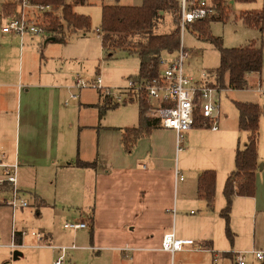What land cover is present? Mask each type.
Wrapping results in <instances>:
<instances>
[{"label": "crops", "instance_id": "0c3cea01", "mask_svg": "<svg viewBox=\"0 0 264 264\" xmlns=\"http://www.w3.org/2000/svg\"><path fill=\"white\" fill-rule=\"evenodd\" d=\"M5 3L0 4V152L7 162H21L17 187L29 206L10 210L9 235L4 237L9 242L3 243L12 250L13 240L25 247L17 249L21 252L17 259L5 258L4 264H54L63 246L69 247L63 264H237V252L264 246V204L257 189L255 196L234 199L233 241L220 215L226 203L225 182L235 169V147L208 166L196 160L188 164L189 149H184L188 175L177 182L175 169L181 168V159L175 131L155 128L126 152L123 130L139 125V113L132 120L108 123L105 111L139 105L138 101L117 104L100 90L80 87L77 80L95 78L86 79L78 57L64 47H50L60 42L41 46L35 43L36 36L22 38L3 32ZM96 31L102 39V30ZM80 33L74 36L86 37ZM96 75L109 87L101 72ZM247 81L245 89L255 95L240 99L264 107V66L261 73L248 74ZM203 126L202 121L196 123L188 136ZM220 129L219 125L218 130H210L216 133ZM166 137L169 139L164 140ZM230 146L228 142L224 147ZM263 156L264 115L260 118L258 162ZM78 160L96 162V166L80 167ZM207 169L217 171L212 207L198 197V177ZM7 195L8 191L0 192V199ZM0 206L8 207L2 201ZM67 222H87L89 226L74 230L65 227ZM3 231L0 223V240ZM170 231L194 239L199 248L186 246L174 253L163 250V235ZM33 232L43 234V239ZM249 262L264 264L254 256Z\"/></svg>", "mask_w": 264, "mask_h": 264}, {"label": "trees", "instance_id": "16d2710c", "mask_svg": "<svg viewBox=\"0 0 264 264\" xmlns=\"http://www.w3.org/2000/svg\"><path fill=\"white\" fill-rule=\"evenodd\" d=\"M36 3H50L56 8L62 7V19L50 20L48 29L53 33L56 42L66 43L65 29L71 32L89 30L91 18L77 13L74 6L84 4L87 0H32ZM252 2L255 0H240ZM218 15L193 23L201 36L211 41L220 52V64L216 69L217 84L222 88L245 89L248 86L247 75L261 73L264 66V44L250 43L241 47H225L220 38L214 37L209 31V23L224 20L227 17L225 0H215ZM15 3L3 4L6 16L14 13ZM164 13H170L178 23L179 8L176 0H143L141 6L104 5L102 8V46L111 56L114 51L125 49L138 54L140 70L135 77L152 80L160 73V56L163 52H174L180 48L181 30L178 24L169 33H155ZM244 22L264 30V0L258 11L242 13ZM139 125L124 128L122 143L126 152L134 149L139 139L149 136L155 128L160 127L158 119L149 114L151 104L145 99L139 100ZM239 111V129L249 133L244 148L238 147L235 155V169L229 174L224 186L225 206L220 215L226 224V233L233 241L231 228V212L237 196H255L256 170L258 168V137L260 118L264 115V107L255 102L235 101ZM196 118L195 124L201 122ZM80 167H95L96 162L77 161ZM217 173L214 169L202 171L198 177V197L205 199L213 206L216 194ZM8 186L6 185L5 188ZM230 254V253H227Z\"/></svg>", "mask_w": 264, "mask_h": 264}, {"label": "rangeland", "instance_id": "374dc122", "mask_svg": "<svg viewBox=\"0 0 264 264\" xmlns=\"http://www.w3.org/2000/svg\"><path fill=\"white\" fill-rule=\"evenodd\" d=\"M15 0H0L2 2L13 3ZM67 3H73L74 0H66ZM143 0H87L84 4H77L73 8L77 13L87 15L91 18V28L89 30L79 31L84 38H77L74 33L68 29H65L66 43H52L51 48L64 47L74 57H78V61L81 62L80 66L83 70V76L86 79H93L97 77V72H101L104 80V84L110 88H116L127 83V77L137 75L140 70L139 57L136 54L130 53L128 50L120 49L114 51L109 56L108 51L103 49L102 39L98 36L96 29H101L102 21V8L104 5H124V6H141ZM225 7L227 8V17L224 20H214L209 23V31L214 37H218L223 41L225 47H241L247 46L250 43L264 44V30L263 32L256 26L248 25L241 17L242 13L258 11L263 6V0H255L252 2L240 1V0H225ZM62 19V7L56 8L47 16H40L39 20L43 21L47 26L50 20ZM195 23V22H194ZM178 23L175 22L173 16L170 13H166L163 16L158 27L155 29V33H169ZM39 45L49 42L46 37H36ZM183 45L188 52V57L185 61V72L200 73L202 70L213 71L220 64V52L215 48L214 44L204 39L200 32L194 28L193 23L188 25L183 32ZM178 50L174 51L172 56H176ZM216 74V73H215ZM84 78V80H86ZM255 78H253L254 80ZM109 84V85H108ZM252 88V80L250 82ZM249 88V89H250ZM92 91H97V88H90ZM255 95V92L247 89L233 90L227 89L222 92L221 95V107L224 114L220 126L219 132H213L210 127H200L193 131V134L188 136L189 131L186 133L185 142L182 144L183 149L178 153L181 162L180 170L184 176L188 173L185 169L188 168L187 164H184V158L187 152L184 154V149L188 150L189 160L188 164H191V160H196L201 166H208L212 162L216 161L218 157H223L232 153L235 147V152L238 147L244 148V144L247 143L249 133L237 129L239 112L235 105V101H242L241 97ZM139 105L137 103H131L127 105H121L118 107H110L105 112L106 122L122 123V121L132 120L134 116L139 113ZM225 130L227 134L220 135L221 131ZM235 131V132H234ZM228 132H231L228 135ZM223 136L222 138H219ZM260 137V129H259ZM259 137L257 153L259 158ZM169 138H164L167 140ZM230 143L228 148L224 147L226 143ZM232 147V149H230ZM263 167L260 168V165ZM259 169V170H258ZM258 171H256V185L257 193H259L260 203L264 204V156L260 158L258 162ZM215 170V169H214ZM217 173V171H216ZM259 187V192H258ZM8 189L5 187L0 188V192H5ZM256 193V194H257ZM9 197V195H7ZM24 198V197H23ZM4 199V198H3ZM3 199H0L2 201ZM12 207L0 206V223L3 227V235L0 240V264H4L5 258L14 259V252L4 245L3 242H9V238L4 237L9 235L10 229V210ZM195 212L199 213L197 206L193 207ZM247 213V211H246ZM190 214V211H188ZM191 215V214H190ZM193 215V214H192ZM226 225V224H225ZM232 228V224H231ZM253 257L252 254L247 255L246 263H250L249 260Z\"/></svg>", "mask_w": 264, "mask_h": 264}, {"label": "built area", "instance_id": "2783aa9c", "mask_svg": "<svg viewBox=\"0 0 264 264\" xmlns=\"http://www.w3.org/2000/svg\"><path fill=\"white\" fill-rule=\"evenodd\" d=\"M179 8L178 26L181 30V43L178 54L163 52L160 56V73L152 80L130 77L123 88H110L103 85L102 78L97 76L90 82L77 80L80 87H93L101 91L106 98H111L114 103L123 104L132 100L138 101L145 98L151 104L150 115L158 119L160 127L173 130L176 133V149L179 153L185 142L186 133L195 125L196 118L201 117L203 125L211 130H218L223 117L221 95L226 88L217 84L216 74L213 71L202 70L200 73H186L185 61L188 52L183 45V32L188 25L200 20L218 15L215 0H176ZM17 6L15 13L7 16L2 30L7 33L20 35L43 36L46 40L53 37L47 24L40 21V16H47L54 11L53 4L36 3L32 0H15ZM21 162L15 160L7 162L4 153L0 152V188L7 187L10 196L2 200L13 208L28 207V201L23 198L17 187L19 168ZM176 182L183 181L185 176L179 168L175 169ZM87 222H67L66 228L74 230L86 228ZM264 227V225H263ZM27 231H22L26 235ZM39 240L43 234L35 233ZM186 246H196L194 239L180 238L174 231L163 235L161 248L170 253L182 251ZM13 250L25 247L24 243L14 240L10 243ZM77 248L75 244L71 246ZM69 247H60L61 255L54 264H63L66 250ZM252 254L257 260H264V246L251 250L240 251L235 254L237 264H246L247 255Z\"/></svg>", "mask_w": 264, "mask_h": 264}, {"label": "water", "instance_id": "95a60500", "mask_svg": "<svg viewBox=\"0 0 264 264\" xmlns=\"http://www.w3.org/2000/svg\"><path fill=\"white\" fill-rule=\"evenodd\" d=\"M47 41H55V37H50V38L47 39ZM262 166H263V164L260 165V167H262ZM20 255H21V252L16 250L14 252V259H17Z\"/></svg>", "mask_w": 264, "mask_h": 264}]
</instances>
